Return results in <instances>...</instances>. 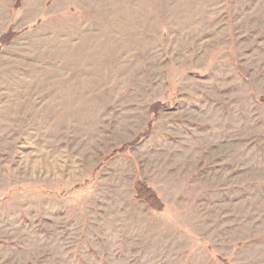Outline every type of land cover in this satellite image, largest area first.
Here are the masks:
<instances>
[{
	"label": "rangeland",
	"instance_id": "374dc122",
	"mask_svg": "<svg viewBox=\"0 0 264 264\" xmlns=\"http://www.w3.org/2000/svg\"><path fill=\"white\" fill-rule=\"evenodd\" d=\"M16 4L0 264H264V0Z\"/></svg>",
	"mask_w": 264,
	"mask_h": 264
},
{
	"label": "trees",
	"instance_id": "16d2710c",
	"mask_svg": "<svg viewBox=\"0 0 264 264\" xmlns=\"http://www.w3.org/2000/svg\"><path fill=\"white\" fill-rule=\"evenodd\" d=\"M16 6L19 5L20 0H16ZM14 36V33H11L10 30L7 31L6 34H4L0 38V44H5L7 41H10L12 37ZM154 104L152 106V112L157 113L158 110H160V104ZM135 193H136V198L138 200L144 201L149 207H151L153 210H161L162 207H164V203L161 201L160 197L157 195L156 191L150 187L146 183H142V181H137L135 183ZM224 264H227L224 262Z\"/></svg>",
	"mask_w": 264,
	"mask_h": 264
}]
</instances>
